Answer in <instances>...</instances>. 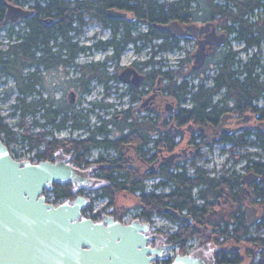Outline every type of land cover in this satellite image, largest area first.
I'll list each match as a JSON object with an SVG mask.
<instances>
[{"label": "trees", "instance_id": "obj_1", "mask_svg": "<svg viewBox=\"0 0 264 264\" xmlns=\"http://www.w3.org/2000/svg\"><path fill=\"white\" fill-rule=\"evenodd\" d=\"M7 1L16 2V0H0V30L9 22L5 19ZM33 3V8L36 10L35 15L26 18L23 32L18 34L12 42L8 38V46L0 50V71L14 79L18 90V105L16 107L20 108L23 116L39 113L45 119V124L54 126L56 129L65 127L75 130L83 129L87 132V136L64 141L46 140L44 135L45 133L49 134V131L44 130L36 134L24 131L22 142L28 145V150L44 143L45 149L38 154L39 156L46 159L55 155L65 156L68 160L72 158L73 164L84 167L88 171L97 169L93 188L100 190L101 196L109 198V205L115 203L116 192L136 193L139 191V199L144 207L141 216L147 219H151L153 214H163L176 220L183 209H187L195 217L203 219V215L210 217L211 212L215 211L214 205H218L217 200L226 195L242 203L248 199L245 188L240 185L238 177L223 175L220 178H212L206 174L205 169L200 167H197L193 177H189L185 173L174 174L166 169L164 173L172 180V185L175 184V189L162 194L146 191L144 178L137 172L136 164L128 163L121 154L122 144L132 143L141 150L152 141L157 147L161 146L172 151L175 145L172 138L173 132L165 120L162 123L164 127L161 128L165 133L161 139L158 138L154 141L155 138L151 136L157 123L152 120L132 119L130 108L123 111L122 119H102L92 125L87 119L88 113L74 110L68 104L56 106L48 102L47 99L28 100L27 97L36 92L41 93V90L36 88L37 85L45 87L43 78L37 74L38 70L32 71V64L36 63L37 68L58 65L62 59L63 50L66 54V65L75 64L76 57L87 51V45L75 40L77 34L82 32V27L86 25L85 17L98 20L104 27L113 30L114 49L113 53L104 61L90 60L86 63L75 64L80 71V76L76 81L80 92L83 93L91 91L92 81L101 85L107 84V80L111 79V75L107 74L106 69L109 61L119 58L122 49L129 42L136 44L138 41H142L146 46L152 38L158 36L161 32L157 30L156 23H166L170 19L189 22L204 18L215 21L217 26L225 30L228 35L234 34L236 40L243 42L244 50L252 48L256 50L246 59L238 56L231 49L222 54L213 73L204 75L203 79L193 86L191 97L194 105L191 109L186 110L183 116L187 120H193L202 125L216 123L219 115L233 106L241 114L246 111H256L264 118V51H262L264 0H205L203 16L197 14L202 6L200 0H33ZM109 7L126 10L128 14L131 13L129 17L134 16L135 20L132 21L129 17H109L106 15V9ZM47 17L55 18L54 24L46 23L44 19ZM137 22L149 25L148 31L133 35V27ZM11 33L12 31L9 32V35ZM109 42L110 40L105 41L107 45ZM176 45L174 42H169L164 47L172 49ZM136 46V48H140L138 44ZM168 75L170 78L167 84L168 90L181 98L183 93L181 84L176 83L177 79H173L171 73ZM115 79L119 80L118 73H115ZM205 80H209L210 85H206ZM222 90L225 93L224 98L215 104L213 111H207V108L213 104L214 94ZM106 92L109 94L108 91ZM260 100L262 103L258 104ZM92 103L93 107L111 105L100 101H92ZM93 107L89 111H92ZM2 122L3 117L0 116V132L3 131L9 140H14L15 132ZM110 122L115 125V128L109 127ZM38 123L35 120V124ZM19 124L24 126L23 121ZM227 140L234 142L233 146L229 148L230 150L246 145H256L259 149L256 152L259 159L248 158L247 167L261 173L264 177V160L261 159L264 154V131L253 130L250 127L243 129L239 135L228 137ZM96 148L102 150L114 148L117 155H110L109 152L107 155L100 153L97 158L88 159V155ZM68 149L70 154L65 152ZM195 187H199V199L205 200L201 205L193 197ZM53 188L59 198L72 199L81 191L80 187L70 182L57 183ZM251 191L256 198L264 197V188H260L258 184H253ZM220 209L219 214L212 215V219L217 220L215 225H219V228L217 227L216 235L213 238L208 236L201 241L200 248H203V252L208 250V252L215 253L218 264L223 262L226 264H264V248L257 260H255V256H251L245 263L239 259L237 254L227 257V253L221 250L223 243L229 240L232 242L244 240L252 245L255 242L263 244L264 241L262 237L256 235L242 238V235L249 234L251 225L247 223L245 214L240 207ZM92 217L96 218V216ZM182 220L188 219L183 218ZM222 221H225L224 227L220 226ZM232 223H236V225L230 228ZM263 226L264 221L256 224V228ZM194 234L202 236L197 230V225L188 222L187 226L181 225L167 237L172 243L179 242L182 252H185L186 241ZM221 236H225V239L220 240ZM166 262L169 263L170 259H167Z\"/></svg>", "mask_w": 264, "mask_h": 264}, {"label": "water", "instance_id": "obj_2", "mask_svg": "<svg viewBox=\"0 0 264 264\" xmlns=\"http://www.w3.org/2000/svg\"><path fill=\"white\" fill-rule=\"evenodd\" d=\"M34 13V9L6 2V20L29 18ZM127 14L120 8L106 9V15L113 18H126ZM45 21L54 19L49 17ZM157 27L168 30L176 38L197 39L204 33L194 53L192 67L196 70L203 68L209 54L227 41L228 33L220 31L213 21L182 25L178 19H172L158 23ZM132 73L134 76L130 78ZM119 78L138 85L143 75L126 66ZM76 97L73 89L67 94L70 103ZM231 116L232 113H225L215 129L230 131L225 124ZM251 117L253 114H245L238 121ZM177 155L173 152L165 156L168 168ZM259 179L260 174L254 171L242 174V183L246 185ZM55 182L91 188L95 179L88 170L68 162L65 156L55 161L18 160L0 136V264H162L155 260L166 258L168 245L156 248L149 243L154 237L149 222L136 218L135 222L124 224L112 214L94 219L84 213L90 201L82 194L59 204L49 202L44 189L51 188ZM243 212L248 224H254L264 217V206L259 211L256 205L246 204ZM169 264L210 263L202 252L195 251L178 253Z\"/></svg>", "mask_w": 264, "mask_h": 264}, {"label": "rangeland", "instance_id": "obj_3", "mask_svg": "<svg viewBox=\"0 0 264 264\" xmlns=\"http://www.w3.org/2000/svg\"><path fill=\"white\" fill-rule=\"evenodd\" d=\"M201 1V9L198 10L197 14L203 16V10H204V2L205 0ZM33 8V7H32ZM131 15V13L129 14ZM204 18L198 19V21H194L197 23H201L204 21ZM86 25L82 27L81 34H78L75 38V40L79 41L80 43H92L94 39H91L93 35L96 33H100L99 38L101 37H110L111 31L109 28H104L102 24L95 19H89L88 17H85ZM24 18H20L16 22H10L7 26H5L3 29L0 30V47L6 48L8 45V38L10 42H12L14 39H16V36L23 32V25H24ZM149 25L146 23H140L137 22L136 25L133 27V35H137L139 32H145L148 29ZM220 30H223L220 28ZM12 31L11 35H9V32ZM142 41H138L136 44L140 45ZM158 40H152L149 42L146 46L142 48V50L138 53L135 49L136 44L133 42H129L126 49L122 52L121 57L118 60H111L108 63L107 74L112 75L117 71H121V66L126 65L130 63V61L136 59V60H167L168 65L162 66V64L156 63L155 66L162 68V70H180L183 63V69L185 71L192 69V72L189 74L191 76V81L193 83V86H195L200 79H203L204 75L213 73L219 57H221L222 54L228 52L230 49L232 51H235L238 56L242 57L243 59H246L249 54H251L253 51H255V48L244 50V44L243 42L236 40L234 38V34H229L227 36V42L220 48H218L215 53H213L206 61L205 66L201 70H195L192 68V62L186 61L189 57H191L192 52L196 51V44L195 41L192 39H185L180 44L184 47V49L175 47L170 50L163 51L161 53H155L154 51L158 49L157 47ZM262 51H264V44L262 47ZM111 49L106 50H98V49H87L85 53H80L78 57L75 59V64H82L86 63L90 60L93 61H104L107 57H109L112 54ZM75 64L66 65L64 71L62 72L61 76L59 74L58 68L48 70L44 67L39 68V74L43 78V82L45 84V87H42L40 84L36 86L38 90H41V93L36 92L34 94H31L27 97L28 100L32 99H47L48 102L55 104L56 106H65L70 105V108L74 110H79L83 113H88L87 119L90 121V124L94 125L100 122L102 119H122L123 118V111L125 109H128L132 107V101L130 100V96L128 92L126 91V86L124 82L119 83L113 80L108 79L107 84H102L100 86L95 85V81L91 82V91L90 92H78L77 99L75 102L71 103L68 102L67 94L70 89L77 90L78 84H77V77L80 76V71L75 66ZM53 72V73H52ZM174 75L173 79H175ZM176 79H179L178 77ZM208 83L210 82L207 80ZM109 94H107V92ZM223 91V90H222ZM18 90L15 84L14 79L4 74L0 71V116L3 117V122L6 124L12 131H14V140H9V138L6 136V134L1 131L0 136L3 138L5 142L9 144V146L12 149V152L16 156H33L38 158V154L45 149V144L42 143L39 146H35L33 149L28 150V145L24 144L22 142V134L24 131H29L31 133H39L42 131H49V134L44 135V138L46 140L50 139H58L61 141L70 139V138H79L80 134H86V132L81 130H75L70 127H65L63 129H56L54 126H51L49 124H45V119L39 114H26L23 116L21 114L20 108L16 107L18 105ZM92 101H100V102H107L111 105H108L107 107H93ZM262 100L258 102V104H261ZM135 106V105H134ZM93 107L94 109L92 111H89V109ZM244 113H250V111H246ZM142 112L138 111L133 113L132 119H138L140 120L142 117ZM166 118V116H163L162 119ZM35 120H37L39 123L35 124ZM23 121L24 126H21L19 123ZM254 124L253 120H244L243 125L244 129L248 126H251ZM169 126V122L167 124ZM166 126V127H167ZM109 127L115 128V125H113L111 122L109 124ZM162 127H164L162 125ZM253 138V137H252ZM228 144L224 145L225 148V156L220 155L219 152L222 149V144L215 146V151L212 150L210 152H205L207 158L201 157L203 154L200 151H196V154L192 157L193 160H195L197 163H201L204 166H208L209 163L205 164L203 161H206L211 153H213L218 159V155L224 157H228L229 150H228ZM204 151L208 150L206 147L202 148ZM259 149L256 145H246L244 147H241L239 149V154L244 155L241 159L242 163V171L245 172V165L249 163L248 158H251L253 160H258L259 156L256 155V152H258ZM57 152V151H56ZM66 154H70L69 149L65 151ZM109 153L114 154L113 151H109ZM59 154V153H58ZM99 154L98 149H93L91 153L88 155V159H94ZM37 155V156H36ZM59 156V155H58ZM60 157V156H59ZM261 159H264V154L261 156ZM72 158H69V161L72 162ZM199 161V162H198ZM196 163V164H197ZM210 165H212L210 163ZM84 168V167H83ZM141 177L144 178V175L140 174ZM93 176V175H90ZM145 183H149V185L152 184V181L147 179ZM147 183V184H148ZM171 186L167 187L165 191H169ZM80 192H85L89 199V206L87 208L88 213H98L99 211H114V214L116 213L117 216L120 218H124L126 220L138 218L144 221H149L151 223V229L155 233H163L166 235L172 234V231H175L179 224L172 221L169 217L156 214L152 215L151 219H147L146 217L141 216V212L143 211L144 207L141 204V201L139 199V193H131L127 191H119L115 193V203L112 205H109V198L101 196L100 190H95L93 187H82ZM196 192V190L194 191ZM143 218V219H142ZM261 230H257L255 227H251L249 230L250 235H255L256 233H260ZM208 234L204 233L203 236H199L194 234L190 237V239L186 242V248L185 251H200L203 252V248H200L201 241L203 239L208 238ZM171 242L169 239H167V243ZM174 244V246H173ZM170 245V244H168ZM209 243L207 244V246ZM212 245V244H211ZM172 248H170L171 252L176 253L177 251L181 252L182 249L180 248V244L172 243ZM169 250V251H170ZM205 256L208 258L210 256V253L205 252ZM256 258L258 259L259 256L256 255ZM256 259V260H257Z\"/></svg>", "mask_w": 264, "mask_h": 264}, {"label": "flooded vegetation", "instance_id": "obj_4", "mask_svg": "<svg viewBox=\"0 0 264 264\" xmlns=\"http://www.w3.org/2000/svg\"><path fill=\"white\" fill-rule=\"evenodd\" d=\"M32 1L33 0H16V3H20V2L26 3V2H32ZM33 5L30 6L31 9H34V8H32ZM35 12H36V10H35ZM34 15H35V13L32 16H34ZM53 19H54V21L49 22L48 24H54L56 19L55 18H53ZM133 20H135V19H133ZM171 20L172 19H170L166 23L170 22ZM208 21H210V20H208V19L204 20L199 24L206 23ZM191 22H193V21L181 22V24L185 25V24H188ZM100 23H102V22H100ZM148 29H147V31H148ZM157 30L160 31L161 33L158 36H155L154 38H152V40H158V43H157L158 49L154 51L155 53H158V52L161 53L163 51L170 50L171 48L164 47V46L168 45L169 42H174L177 44L176 47L184 49V47L180 43L182 41H184L185 39H189V38L173 37V36H171L169 31L165 30V29L157 28ZM110 31H111V36L107 37V38H105V37L99 38L98 36H100V33H96L95 35H93V38H91V39H94V40L92 43L88 44L87 47L91 50H93V49H98V50L111 49L113 52V49H114L113 30L110 29ZM203 35L204 34L201 33L199 35V37L194 40L196 46H197L198 40L203 38ZM107 40H110L108 45L105 43V41H107ZM127 45L124 47V49H122V51L120 53V57L122 55V52L126 49ZM142 45H143V42H141V44L138 45V46H140L139 49L136 48L137 46L135 47V49L138 53L144 47V45L143 46ZM1 49L2 48L0 47V50ZM65 56H66L65 50H63L62 59L60 60L58 65L48 66V67L47 66H41V67H44L48 70L58 68L59 74L61 76L62 72L64 71V69L66 67ZM119 58H113L112 60H118ZM186 61H188V62L191 61L193 64L194 52H192L191 57H189ZM168 62L169 61H167L166 59L164 61L163 60L157 61V60H153V59L152 60L150 59L148 61L147 60L141 61V60L134 59V60L130 61L129 64L126 65V63H125V65H122L121 70L123 68H125L126 66H130V67L134 68L138 73L143 75V79L140 81V83L138 85H134L131 82H124V84L126 86V91L128 92V94L130 96V100L132 101V104H133L132 107H130L132 115H133V113L140 111L143 114L141 119L155 121L157 123V125H156L154 133L151 137H157L160 139L162 138V135L165 133L164 130H161L162 125H163L162 124L163 120H165L166 122H169V128H171V130L173 132L172 138H173V142L175 143L174 149L171 152H177L178 153V155L174 159L173 163L174 164H182L183 163L182 170L181 171L176 170L173 173L174 174L185 173L187 176L193 177L194 173L192 174L189 172V167L191 165H193V163H194L192 157L196 154V151H200L203 154L201 157L205 156V158H207L206 155L204 154L205 152H210L211 150L214 152L215 146L222 144V149L220 151H221V153L224 154V152H225L224 145L228 144L229 147H231V146H233V143H234V142H231L230 140H227V138L231 137L233 135L241 134L243 129H244L243 121L248 120V119H243L241 121H238L240 118H242L244 116L245 113L241 114L236 110V108L231 106V107L227 108L226 110H224L219 115V119L216 121V123H208V124L202 125L200 123H195L193 120H187V118H185L183 116V113L186 110L191 109L194 105V101L191 97L192 93H193V83L191 81V76L189 75L192 72V69L190 68L189 70L185 71L182 68L184 63H185L184 61H183V63H181V65L182 64L183 65H182L180 70H162V68L155 66L156 63L162 64V66H164V64H166L165 66H167ZM41 67L37 68V64L34 63V64H32L31 69H32V71L38 70L37 74H39V68H41ZM170 71H172V72H170ZM115 73H117V71ZM115 73H113L111 75L110 80L122 83L123 81H121L120 78H119V80L115 79ZM119 73H120V71L118 72V76H119ZM168 73H171V75H173V77L175 74H177L175 76V79L177 77L179 79H177L176 83L181 84L182 89H183V93H182L181 98L173 95L170 92V90H168L167 84H168V81L170 80ZM133 76H134V73H132L130 75V78H133ZM201 82H203V81H201ZM204 83H206V85H210V82L208 83L207 80H205ZM75 91L77 92V95H78L79 89H77ZM188 91H190V92H188ZM224 96H225V93L222 91H219L216 94H214L213 104H212V106L207 108V111H213L215 104L220 99L224 98ZM225 113H232L233 114V116L228 118V122L225 124V126H229L230 131L225 130V129L224 130H216L215 127L219 124L222 116ZM250 113L253 114V117L249 118V120H253L254 124L249 126V127L247 126L245 129L252 127L253 130H255V129L260 130L261 129L264 131V118H262L260 116L259 112L251 111ZM163 116H166V118L162 119ZM80 130L84 131L83 129H80ZM85 136H87V132H86V134H80L79 138H83ZM7 145L10 149L11 154L13 155V157H15V154L12 152V149L8 143H7ZM204 147H208V150L204 151L202 149ZM146 149H148V148H146ZM239 149H240V147H237L234 150L229 149L230 155L228 156L227 161L223 162V164L221 165V169L218 173H216V170L211 171V170L206 169V168H204V169L206 170V174L212 178H220L223 175H226V176L235 175L236 177H238L240 180V185L241 186L243 185L245 188V191L248 195V199L242 203L241 201L233 200L232 198H229L228 195H226L224 198H220L219 200H217L218 205L217 206L214 205L215 211L211 212L212 214H210V217L208 215H203V219L195 217V215H193L192 213H190L187 210L188 216H189L188 221L193 223V225H197V230L200 231L202 236L204 235V233L210 235L211 238H213L216 235V231L219 228V225L218 226L215 225V224H217V220L212 219V215L214 216L216 214H219L220 210H221L220 208L232 209V208L240 207L243 211L244 205L254 204L259 208V211H260V210H262V207L264 206V197L260 196V197L256 198L251 191V186L253 184H258L260 188H264V177L261 173H258V174H260V179L257 180L256 182H253V183L248 184V185L242 183V173H243L242 163H241V159H242L241 156L242 155L239 154ZM110 150L113 151V153H114L112 155H117V151L114 148L104 150V151H110ZM152 152L153 153H147L149 155V157H147L145 154V151H142V149L139 150L137 145L132 144V143H127V142L122 144V149H121V154L124 156V158L127 160V162L136 164L137 172L139 174L147 176L151 172H156L159 175L163 176L165 174L164 173L165 170L168 169L164 163L166 161L165 156H167L170 153V151L159 146L158 150H153ZM53 157L51 156L49 159L55 161L59 158V156H56V155ZM60 157H62V156H60ZM215 160H216L215 155L213 153H211V155L207 159V162L212 163ZM262 160H264V159H262ZM244 169H245V172L252 170L251 168H248L247 165H245ZM171 182H172V180H171ZM57 183L58 182L53 183L52 187L57 185ZM172 189H175V184L173 185ZM46 193H47V189H44L45 196H46ZM193 197L195 198L194 195H193ZM204 201L205 200H202V199L198 200L200 205L203 204ZM107 213L114 215L116 219H119L124 224H131L132 222H135L134 219L133 220L121 219L119 216H117L116 213L114 214V211H108V212L99 211V214L98 213L97 214H98L99 218H102ZM261 220L264 221V217ZM235 225H236V223H232V224H230V227L232 228ZM220 226L224 227L225 221H222ZM140 231L142 233H145L143 230H140ZM153 235H154V237L149 241V243L151 245H153L154 247L160 248V247L166 246L168 244L171 245V242L167 243L168 237L166 234L153 232ZM242 236H243L242 238L245 239V237L247 238L248 236H250V234H246V235H242ZM256 236L262 237V239L264 241V234L263 235L257 234ZM223 239H225V236H221L220 240H223ZM263 248H264V243L260 244L258 242H255V244L252 245L251 243H248L247 241H244V240L243 241L237 240V242H232L231 240H229L228 242L223 243L221 250L223 252L227 253V255H228L227 257H232V256H235L234 254H237L239 259H241V261L245 263L247 260H249L251 258V256H255V260L257 259L256 255H258L260 257L261 250H263ZM207 253H210V256L208 257L209 263L210 264H218V261L215 257V253L208 252V250H207ZM224 260H227V259H224ZM155 262L166 264L165 260H163L162 257H160L159 259H156ZM223 263L226 264L225 262H223ZM241 264H243V263H241Z\"/></svg>", "mask_w": 264, "mask_h": 264}, {"label": "built area", "instance_id": "obj_5", "mask_svg": "<svg viewBox=\"0 0 264 264\" xmlns=\"http://www.w3.org/2000/svg\"><path fill=\"white\" fill-rule=\"evenodd\" d=\"M21 5L23 6V7H25V8H27V7H29V6H31V5H33V2H26V3H21ZM153 143L154 142H151L150 144H149V147L150 146H153ZM37 156V155H36ZM38 158H40L39 156H37ZM19 158H32L34 161H37V160H39V159H37L36 157H33V156H25V155H23V156H19ZM182 165L180 164V165H178V167H175L174 168V170L176 169V170H182ZM162 177H158V178H156V182H157V180H159V179H161ZM153 182V181H152ZM155 184V182H153L151 185H149L148 186V188H147V190L148 191H152V190H154V191H156V192H158V193H161V192H165V190L167 189V187H164V186H155L154 185ZM47 198H48V200L49 201H57V202H59V201H61L62 200V198H59L57 195H56V193H55V191L54 190H50V191H48V193H47ZM172 255L174 254L173 252L171 253Z\"/></svg>", "mask_w": 264, "mask_h": 264}, {"label": "bare ground", "instance_id": "obj_6", "mask_svg": "<svg viewBox=\"0 0 264 264\" xmlns=\"http://www.w3.org/2000/svg\"><path fill=\"white\" fill-rule=\"evenodd\" d=\"M24 9L32 10V9L30 8V6L27 7V8H24ZM21 18H24V20L26 19L25 17H21ZM19 19H20V18H19ZM19 19L15 20V21H12V20H7V21H9L8 23H10V22H16V21H18ZM157 24H158V23H156V27H157ZM157 28H158V27H157ZM227 36H229V35L227 34ZM227 36H226V40H227ZM216 50H217V49H216ZM216 50H215V51H216ZM215 51H214V52H215ZM214 52H213V53H214ZM222 92H224V90H223Z\"/></svg>", "mask_w": 264, "mask_h": 264}]
</instances>
